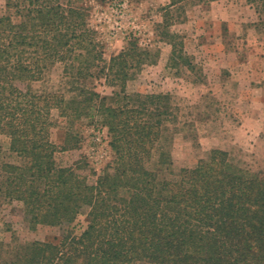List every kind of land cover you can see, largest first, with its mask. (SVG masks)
<instances>
[{
    "label": "trees",
    "instance_id": "16d2710c",
    "mask_svg": "<svg viewBox=\"0 0 264 264\" xmlns=\"http://www.w3.org/2000/svg\"><path fill=\"white\" fill-rule=\"evenodd\" d=\"M84 1L7 0L0 15V134L21 160L2 163L0 203L22 202L33 230L63 229L50 241L0 248V264H264V171H247L221 150L181 169L177 180L147 169L174 106L168 94H129L127 85L156 55L134 37L107 61ZM189 1L170 0L163 28L170 62L193 70L184 43L168 31L170 10ZM244 1L264 28V0ZM58 63L71 99L17 84L40 80ZM98 79L114 88L111 96L96 91ZM55 109L69 124L61 148L52 141ZM84 117L108 128L116 159L101 174L86 158L70 167L55 160L80 148L73 127Z\"/></svg>",
    "mask_w": 264,
    "mask_h": 264
},
{
    "label": "rangeland",
    "instance_id": "374dc122",
    "mask_svg": "<svg viewBox=\"0 0 264 264\" xmlns=\"http://www.w3.org/2000/svg\"><path fill=\"white\" fill-rule=\"evenodd\" d=\"M6 2L0 0V15ZM84 2L89 26L107 61L134 37L141 48L156 55L155 62L145 65L127 85L129 94H168L174 106V117L166 122L157 149L146 161L147 169L158 172L163 180H177L181 169L193 168L211 151L221 150L247 171H264V28L254 25L258 15L250 5L244 0L210 4L192 0L170 10L168 31L184 43L195 65L192 70L170 62L173 47L163 28L170 0ZM93 82L97 92L112 95L114 88L105 79ZM17 84L38 95L62 93L68 100L75 96L60 63L48 68L38 81ZM52 115V141L61 148L68 120L57 109ZM100 120L84 117L74 123V132L82 138L80 148L58 151V166H74L86 158L90 168L101 174L114 163L108 128L98 124ZM10 147V138L0 134V168L2 163H21ZM85 214L75 223L78 233L86 227ZM62 233L61 228L31 229L22 202L1 201V249H23L28 243L50 241Z\"/></svg>",
    "mask_w": 264,
    "mask_h": 264
}]
</instances>
